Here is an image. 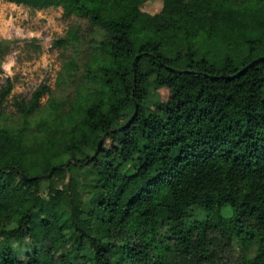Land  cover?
I'll use <instances>...</instances> for the list:
<instances>
[{
	"label": "trees",
	"instance_id": "trees-1",
	"mask_svg": "<svg viewBox=\"0 0 264 264\" xmlns=\"http://www.w3.org/2000/svg\"><path fill=\"white\" fill-rule=\"evenodd\" d=\"M147 1L13 0L93 36L71 99L0 88V264H264V0Z\"/></svg>",
	"mask_w": 264,
	"mask_h": 264
},
{
	"label": "rangeland",
	"instance_id": "rangeland-1",
	"mask_svg": "<svg viewBox=\"0 0 264 264\" xmlns=\"http://www.w3.org/2000/svg\"><path fill=\"white\" fill-rule=\"evenodd\" d=\"M162 8L163 0H148L142 6L143 10L152 14L160 12ZM69 23L63 17L61 6L35 8L17 4L13 0H0V40L9 41L0 70V88L6 85L7 78L13 80L7 111L15 122H21L16 114V99H30L33 92L42 85L49 86L53 96L60 101L74 96L76 86L83 79L85 61L90 52L89 40L93 34L86 30L85 38L75 48L59 47L55 41L66 36ZM83 27L86 29L85 25ZM70 55L77 58L80 66L76 80L59 83L60 71ZM160 91L163 99H166L169 95L168 88L164 87ZM49 96L47 93L41 100L43 109ZM38 117L36 115L33 121ZM126 119L127 117L122 119L119 124ZM42 184V192L47 196L49 182L44 180ZM255 250L256 246H253V253ZM236 251H239L238 247Z\"/></svg>",
	"mask_w": 264,
	"mask_h": 264
},
{
	"label": "water",
	"instance_id": "water-1",
	"mask_svg": "<svg viewBox=\"0 0 264 264\" xmlns=\"http://www.w3.org/2000/svg\"><path fill=\"white\" fill-rule=\"evenodd\" d=\"M255 61H257V60H255ZM255 61H254V62H255ZM254 62H252V63H254ZM137 109H138V107L136 106V111H135L134 115L137 113ZM103 142H104V138H102V139L100 140V142H99V148L102 146ZM56 168H57V167L54 166V167L52 168V170H51L48 174H45V175H42V176H35L34 178H49V177L52 176V174H53V172H54V170H55ZM24 177H25L26 179H27V178H30V177H28L26 174H24ZM30 179H32V178H30Z\"/></svg>",
	"mask_w": 264,
	"mask_h": 264
}]
</instances>
